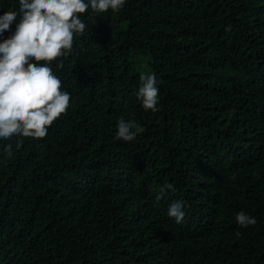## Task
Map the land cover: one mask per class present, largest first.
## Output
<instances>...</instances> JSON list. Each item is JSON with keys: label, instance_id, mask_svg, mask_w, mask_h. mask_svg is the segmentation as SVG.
Here are the masks:
<instances>
[{"label": "trees", "instance_id": "16d2710c", "mask_svg": "<svg viewBox=\"0 0 264 264\" xmlns=\"http://www.w3.org/2000/svg\"><path fill=\"white\" fill-rule=\"evenodd\" d=\"M11 2L0 0L4 7ZM81 16L86 30L60 68L71 93L66 114L44 138L6 144L11 180L1 181L0 168V264H154L173 244L174 264H264V0H127L119 13ZM69 59L82 67L72 68ZM148 69L161 81L155 113L135 95ZM229 105L246 113L247 123L225 122ZM87 106L102 119L98 134L71 131L77 110ZM117 116L143 129L123 146L129 169L114 178L113 163L96 160L111 183L98 175L88 180L90 199L103 202L88 216H73L77 170L107 143L114 153ZM239 143L251 153L235 168L220 169L226 199L220 193L206 203L189 200L184 175L206 183L211 159ZM165 183L175 191L157 200ZM174 200L185 205L181 223L166 214ZM135 202L156 217L153 224L137 218L130 240ZM240 210L256 224L241 228ZM71 233L78 236L72 244Z\"/></svg>", "mask_w": 264, "mask_h": 264}, {"label": "clouds", "instance_id": "9594fccd", "mask_svg": "<svg viewBox=\"0 0 264 264\" xmlns=\"http://www.w3.org/2000/svg\"><path fill=\"white\" fill-rule=\"evenodd\" d=\"M126 2L127 0H12L6 7L0 4V8H8L0 12V144H2L0 146V168L3 169L2 182L11 180L10 161H3V159L11 158V149L7 148L6 144L11 143L14 138H44L53 122L66 114L69 108L71 93L67 91V87L66 89L62 87L64 80L60 68L63 62L68 60L64 57L73 55L74 40L86 30L87 26L81 14L86 12L101 14L109 10L112 13H119ZM13 24L15 25L14 30L10 27ZM69 64L72 68L82 67L70 63V59ZM122 70L121 74L126 80L125 65ZM148 72L146 75L139 76L135 95L145 111L151 110L155 113L159 111L158 93L161 81L160 77L158 80L156 74L151 73L150 69ZM136 74L138 75V71ZM199 74L204 79L208 76L201 68H199ZM77 113V122L75 120L70 126L72 132L76 131L79 135H92L104 130L97 109L87 106L86 110L79 109ZM247 120L246 113L241 114L229 105L225 122L240 126L241 122L247 123ZM113 127L115 130L110 141L115 147L114 153L109 152L107 143L98 148L96 154L77 170L78 181L71 186L75 192L70 194V208L73 209L71 212L73 216L77 215L78 218L88 216L85 211L93 213L103 202L90 199L91 184L87 183L88 180L98 175L99 178L111 183L105 178L96 160L111 161L115 171L114 178L129 169L130 157L123 146L133 142L132 140L143 130L142 126L134 118L117 116ZM16 146L19 147V143ZM250 153V150L241 146L240 143L237 146L235 144L228 146L227 156L211 159L208 168L211 177L206 183L190 173L185 174V182L189 184L188 199L206 203L220 197V193L226 199L227 188L221 177L220 169L235 168ZM222 161H227L232 166L226 167ZM13 164L12 161L11 165ZM93 170L97 173H93ZM43 179H48L45 170ZM158 191L157 200L166 191L174 192L175 187L171 183H165L156 189V192ZM189 205V203L186 205L187 209ZM184 207L182 200H174L168 205L166 214L174 218L176 223H181L185 216ZM132 209L134 215L128 229L129 239V232L137 218H140V222L146 220L149 224H153L156 217V211L148 208L143 202H135ZM235 221L241 228L255 225L257 222L256 217L243 210L235 214ZM77 238L75 233H71L70 243L76 242ZM80 248H74L73 251L79 254ZM174 252V244L162 249L156 254L154 264H174ZM219 263L238 264V261L233 259L232 262Z\"/></svg>", "mask_w": 264, "mask_h": 264}]
</instances>
